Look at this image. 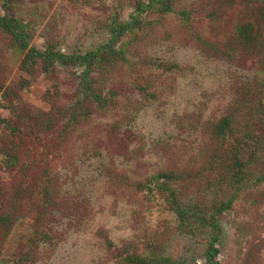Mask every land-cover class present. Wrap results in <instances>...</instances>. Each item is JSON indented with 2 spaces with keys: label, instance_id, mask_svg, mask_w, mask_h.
Masks as SVG:
<instances>
[{
  "label": "rangeland",
  "instance_id": "obj_1",
  "mask_svg": "<svg viewBox=\"0 0 264 264\" xmlns=\"http://www.w3.org/2000/svg\"><path fill=\"white\" fill-rule=\"evenodd\" d=\"M138 1L0 0V15L22 20L39 49L49 42L85 53L108 41L113 18L134 26L118 43L122 62L91 74L118 94L114 108L91 113L65 134L67 118L57 119L77 97L85 66L28 70L29 49L0 27V119H23L28 134L17 149L25 164L16 172L3 150L11 130L0 120V215L15 219L0 224V264L26 254L22 264H138V257L207 264L210 231L194 224L192 233L170 191L202 204L229 199L215 183L230 143L214 128L226 111L236 118L248 105V78L258 89L264 83V0H164L141 13ZM49 111L62 126L44 130L40 116ZM244 123L237 122L244 130L238 135ZM164 171L186 179L150 190L145 183L165 181ZM41 182L50 186L49 199ZM244 184L218 216L221 264H264V181Z\"/></svg>",
  "mask_w": 264,
  "mask_h": 264
},
{
  "label": "trees",
  "instance_id": "obj_2",
  "mask_svg": "<svg viewBox=\"0 0 264 264\" xmlns=\"http://www.w3.org/2000/svg\"><path fill=\"white\" fill-rule=\"evenodd\" d=\"M163 3H165L164 0H153V2L145 4L143 0H139L137 9L141 13L146 9L153 8L154 4L156 6ZM167 8H171V6L169 5ZM137 19L138 17L135 18V20ZM26 26L27 25L23 23L22 20L13 16L0 15V27L12 36L14 42L18 46L22 49H29L24 62L28 70L35 64H39L44 71H48L57 65L85 66L80 75V82L78 85L80 89L78 90L77 97L70 105L65 106L66 109L64 108L61 110L62 115H59L61 119H57L61 121L62 118H67L65 125L62 126L58 123V125L62 126V134H65L71 125L78 127L81 122L90 118L91 113L114 108L113 106L118 94H115L113 91L109 94V92L104 89L106 84L103 80L104 87H101L98 78L97 81L94 80L91 74L94 70H103L109 66H117L122 62L124 59V48L122 44L118 45V43L121 41L122 37L124 38L125 35L127 36V33L134 30L132 23H121L118 22L117 17L113 18L107 25L110 34L108 41L96 49L85 53L65 52L62 49L56 48L55 44L49 42L41 49L30 45ZM247 29L252 32L253 25L247 24L246 30ZM246 30L243 35H247ZM249 42L257 43V40H252L251 38L248 40V43ZM90 79H93L92 82L94 85H92V82H89L91 81ZM85 81H87V83ZM259 87L261 90L257 88L255 78H248L246 84L242 87L248 105H245V109H241L240 115H237L236 118L233 111H226L225 115L222 117L223 119L218 125H215L216 127L214 128L215 136L222 141L226 140L228 144L230 143L229 148H231L230 152L232 155L229 157L228 165L226 164V167H224L225 170L220 173L215 183L216 186H218V193L221 191L229 193L228 200H221L220 202L214 201L212 204H202L201 202L197 203L192 200L186 201L180 199V197L176 195V190L173 188L171 189V186L177 182H183L186 177L182 174H175L173 171H164L166 176L165 181L157 177L155 183L154 181L152 183L150 181L145 183L149 186L150 190H153L156 186L157 189H171L170 196L174 199L172 203L178 214V218H180L182 222H187L192 226L190 230L192 233L194 224H196L195 227L197 229L205 227L210 231V237L208 238V243H206L204 253L207 264H221L218 260L220 252L219 239L221 235V229H219V214L231 206L235 195L244 187V183L247 180L250 181L251 178L256 177L259 182L264 181V151L263 153L251 151L252 148L259 145L264 147V83H261ZM233 107L234 106H232V108ZM54 115H56V113L50 114V111L42 113V116H47V118L40 116V122L45 126L44 130H53L58 126L55 123L56 119ZM245 115H247L249 123L247 120L245 121L242 119H245ZM0 120L4 122L5 128L11 130V138L8 140V145L3 149L8 157L6 163L11 170H16V172H18L25 164V162L23 163L21 161L22 159L17 152L21 142H23L24 136L28 135L26 134L25 123L19 124V122L23 120L20 118L18 121L14 122L6 118ZM243 121L245 123L242 127L246 125L247 129L244 133L238 135L239 132H243L244 130L237 128V122L240 124V122ZM219 156L216 155L215 159H218ZM262 166L263 168H261ZM44 180L49 184L48 179ZM169 182L171 185L167 186L166 184ZM138 184L141 183L139 182ZM41 187L45 192V199H49L52 195L50 186L43 185L41 182ZM217 198L218 195L216 196V200ZM72 204H74V202H72ZM14 220L15 219L9 215H0V224L10 223L11 225ZM36 238L37 237L32 238V242H36ZM21 258L22 259L19 261H16L17 264H22L24 259L27 258V254ZM166 259L169 260L168 258ZM136 261L138 264H162V262L156 259L148 260L143 257H138ZM186 261L190 262L188 259H184L183 264H191Z\"/></svg>",
  "mask_w": 264,
  "mask_h": 264
}]
</instances>
